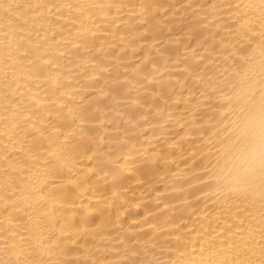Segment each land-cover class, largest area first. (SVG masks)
I'll use <instances>...</instances> for the list:
<instances>
[{"label":"bare ground","instance_id":"6f19581e","mask_svg":"<svg viewBox=\"0 0 264 264\" xmlns=\"http://www.w3.org/2000/svg\"><path fill=\"white\" fill-rule=\"evenodd\" d=\"M247 90L264 0H0V264H264L216 176Z\"/></svg>","mask_w":264,"mask_h":264},{"label":"clouds","instance_id":"9594fccd","mask_svg":"<svg viewBox=\"0 0 264 264\" xmlns=\"http://www.w3.org/2000/svg\"><path fill=\"white\" fill-rule=\"evenodd\" d=\"M236 99L240 111L216 162L217 182L229 192L257 196L264 193V99L257 101L251 90Z\"/></svg>","mask_w":264,"mask_h":264}]
</instances>
